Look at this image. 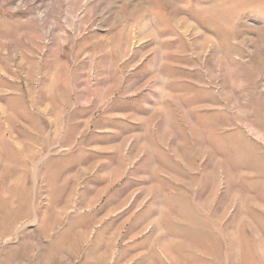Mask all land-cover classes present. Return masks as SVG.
Listing matches in <instances>:
<instances>
[{
    "label": "rangeland",
    "instance_id": "1",
    "mask_svg": "<svg viewBox=\"0 0 264 264\" xmlns=\"http://www.w3.org/2000/svg\"><path fill=\"white\" fill-rule=\"evenodd\" d=\"M0 264H264V0H0Z\"/></svg>",
    "mask_w": 264,
    "mask_h": 264
},
{
    "label": "bare ground",
    "instance_id": "2",
    "mask_svg": "<svg viewBox=\"0 0 264 264\" xmlns=\"http://www.w3.org/2000/svg\"><path fill=\"white\" fill-rule=\"evenodd\" d=\"M9 212V211H8ZM20 214V213H19ZM7 215H9V214H7ZM17 216V215H16ZM15 218V217H14ZM6 219V218H5ZM9 220V219H8ZM12 221V220H11ZM10 222V221H9Z\"/></svg>",
    "mask_w": 264,
    "mask_h": 264
}]
</instances>
